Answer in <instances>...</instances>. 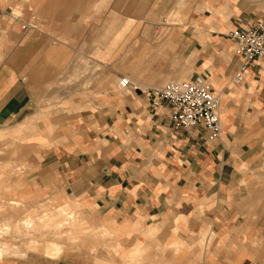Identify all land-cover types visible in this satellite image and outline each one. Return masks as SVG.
Instances as JSON below:
<instances>
[{
  "label": "crops",
  "instance_id": "crops-1",
  "mask_svg": "<svg viewBox=\"0 0 264 264\" xmlns=\"http://www.w3.org/2000/svg\"><path fill=\"white\" fill-rule=\"evenodd\" d=\"M2 6L0 125H53L34 140L52 144L36 182L90 208L112 237L103 247L91 230L82 264H264V59L235 84L230 36L264 22V0H32L17 16ZM199 75L220 99L214 140L152 107L153 89Z\"/></svg>",
  "mask_w": 264,
  "mask_h": 264
},
{
  "label": "rangeland",
  "instance_id": "rangeland-1",
  "mask_svg": "<svg viewBox=\"0 0 264 264\" xmlns=\"http://www.w3.org/2000/svg\"><path fill=\"white\" fill-rule=\"evenodd\" d=\"M29 1L32 0H0V9H4L2 4H6L14 9V16H17L15 6ZM108 7L109 4L104 8ZM99 9L102 7H96V15L100 13ZM37 120L40 123L32 121L25 123L24 127H19L18 123L0 125V229L7 230L11 225L9 230H13L12 235L0 237L2 260L28 264L69 260L82 264L83 257L95 253L89 244L94 241L91 230L103 233L100 237L103 247L112 237L105 234V230H100L97 215L90 208L76 202L63 204L49 188L36 182L43 158L41 151L52 147V144L37 146L34 140L36 136L56 134L53 125L41 124L42 121ZM11 201L19 203V206ZM27 220L35 222V231L27 233ZM16 223L21 224L18 235L14 234ZM88 223L93 226L91 229Z\"/></svg>",
  "mask_w": 264,
  "mask_h": 264
},
{
  "label": "built area",
  "instance_id": "built-area-1",
  "mask_svg": "<svg viewBox=\"0 0 264 264\" xmlns=\"http://www.w3.org/2000/svg\"><path fill=\"white\" fill-rule=\"evenodd\" d=\"M230 36L242 61L234 76L235 84L240 85L251 63L256 59H264V22L239 28ZM131 84L127 77L119 81L122 90L131 87ZM151 95L152 107L158 108L163 103L167 104L171 121L176 129L204 127L210 140L221 136L220 99L204 76L170 82L159 89H153Z\"/></svg>",
  "mask_w": 264,
  "mask_h": 264
},
{
  "label": "bare ground",
  "instance_id": "bare-ground-1",
  "mask_svg": "<svg viewBox=\"0 0 264 264\" xmlns=\"http://www.w3.org/2000/svg\"><path fill=\"white\" fill-rule=\"evenodd\" d=\"M127 78H130V77H127ZM131 80V79H130ZM121 89V88H120ZM11 203L13 204V205H18L19 206V203H17V202H12L11 201ZM26 226H25V230L27 231V233H30V232H32V231H35V230H33V227L35 226V222L34 221H29V220H27L26 221V224H25ZM6 226V225H5ZM7 230H1L0 229V237L2 238V237H8V236H10V235H12L13 234V230H9V229H12V227H11V225H8L7 226V228H6ZM14 234L15 235H18V233L20 232L19 231V229H21V224L20 223H16V225L14 226ZM4 244L5 245H9L8 244V242L7 241H4ZM3 258V254L0 252V259H2Z\"/></svg>",
  "mask_w": 264,
  "mask_h": 264
}]
</instances>
